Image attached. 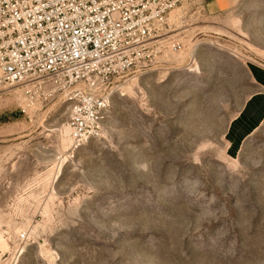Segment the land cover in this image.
I'll use <instances>...</instances> for the list:
<instances>
[{
    "label": "rangeland",
    "instance_id": "obj_1",
    "mask_svg": "<svg viewBox=\"0 0 264 264\" xmlns=\"http://www.w3.org/2000/svg\"><path fill=\"white\" fill-rule=\"evenodd\" d=\"M205 3L171 12L81 146L64 89L0 94V264H264V119L232 135L260 91L264 0Z\"/></svg>",
    "mask_w": 264,
    "mask_h": 264
},
{
    "label": "built area",
    "instance_id": "obj_2",
    "mask_svg": "<svg viewBox=\"0 0 264 264\" xmlns=\"http://www.w3.org/2000/svg\"><path fill=\"white\" fill-rule=\"evenodd\" d=\"M183 1L0 0V94L51 82L76 101L74 146L98 138L109 86L146 73Z\"/></svg>",
    "mask_w": 264,
    "mask_h": 264
},
{
    "label": "crops",
    "instance_id": "obj_3",
    "mask_svg": "<svg viewBox=\"0 0 264 264\" xmlns=\"http://www.w3.org/2000/svg\"><path fill=\"white\" fill-rule=\"evenodd\" d=\"M240 0H206L205 6L211 13H223L233 9ZM254 69V78L260 86V91L251 101L247 112L238 122L234 123L232 135L248 134L264 119V70ZM241 136V135H240Z\"/></svg>",
    "mask_w": 264,
    "mask_h": 264
}]
</instances>
